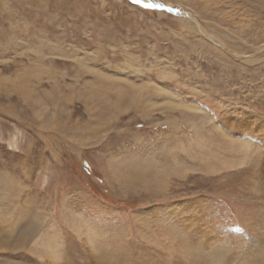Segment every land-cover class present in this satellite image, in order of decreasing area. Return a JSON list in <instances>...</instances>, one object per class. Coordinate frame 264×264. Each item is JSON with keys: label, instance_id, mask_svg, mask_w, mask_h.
I'll return each mask as SVG.
<instances>
[{"label": "rangeland", "instance_id": "374dc122", "mask_svg": "<svg viewBox=\"0 0 264 264\" xmlns=\"http://www.w3.org/2000/svg\"><path fill=\"white\" fill-rule=\"evenodd\" d=\"M262 236L264 0H0V264H253Z\"/></svg>", "mask_w": 264, "mask_h": 264}, {"label": "bare ground", "instance_id": "6f19581e", "mask_svg": "<svg viewBox=\"0 0 264 264\" xmlns=\"http://www.w3.org/2000/svg\"><path fill=\"white\" fill-rule=\"evenodd\" d=\"M189 15V14H188ZM189 17H190V19H193L192 18V16H190L189 15ZM194 20V19H193ZM200 26V25H199ZM135 88V87H134ZM242 131V130H241ZM237 142H235V141H230V143H228L227 145L232 149V150H234V151H236V153L237 152H239L238 154H240V152H242V153H244L245 151H247V153L249 152V146L247 145V144H236ZM234 151H232L231 153H233ZM257 150H255L254 152H256ZM235 153V152H234ZM253 154V153H252ZM245 155V154H244ZM234 156H236V155H234ZM248 156V155H247ZM252 157V156H251ZM243 160V161H242ZM244 161H245V159H241V158H235V157H233V158H228V159H224L223 160V163L221 164V168L222 169H231V168H235V167H238V166H240V165H244ZM247 161V160H246ZM213 171H214V169H213ZM184 226V225H183ZM182 226V227H183ZM192 226H194L193 224L191 225V228L189 227V225L187 226L188 227V229L187 228H185L184 227V229L187 231V230H189V229H191V231L193 232L192 234L194 235H196V237H197V239H195L196 237H191V240H192V242H195V247L198 249V248H200L201 247V245L200 244H202V245H205V247H207L208 245H209V243H208V241H207V234H208V232L206 231V230H203L199 225H195L194 227H192ZM30 227V226H29ZM87 230V229H86ZM185 230H183V231H185ZM25 233V232H24ZM27 234V233H26ZM188 234H189V232H188ZM24 236V235H23ZM189 237H190V234H189ZM21 238H23V237H21ZM26 238V237H25ZM29 239V238H28ZM84 241L86 242V243H89V245H92L93 246V244H92V239H91V237H84ZM94 241V240H93ZM95 242V241H94ZM202 242V243H201ZM51 245V244H50ZM254 246H256V245H254ZM42 247H44L45 248V246L43 245ZM47 248H51V249H49V257L50 258H55V257H57V255H56V251H57V249H56V247H53L52 245L51 246H49V247H47ZM185 251V250H184ZM208 252H210V251H208ZM214 256V255H213ZM212 258H214V257H212ZM219 264H222L221 263V261H220V258H219ZM216 263H217V259H216ZM252 263L253 264H264V236H262V238H261V240H259V242H258V248H257V251L255 252V254H254V258L252 259Z\"/></svg>", "mask_w": 264, "mask_h": 264}, {"label": "water", "instance_id": "95a60500", "mask_svg": "<svg viewBox=\"0 0 264 264\" xmlns=\"http://www.w3.org/2000/svg\"><path fill=\"white\" fill-rule=\"evenodd\" d=\"M134 1H136V0H134ZM148 5V4H147ZM154 7H156V6H154ZM159 8V7H158ZM161 8V7H160ZM162 8H165V7H162Z\"/></svg>", "mask_w": 264, "mask_h": 264}, {"label": "snow or ice", "instance_id": "6c2138e0", "mask_svg": "<svg viewBox=\"0 0 264 264\" xmlns=\"http://www.w3.org/2000/svg\"><path fill=\"white\" fill-rule=\"evenodd\" d=\"M136 2H139V0H136Z\"/></svg>", "mask_w": 264, "mask_h": 264}]
</instances>
